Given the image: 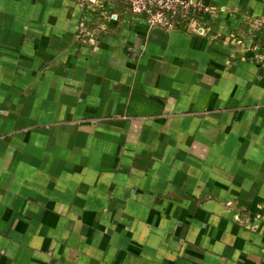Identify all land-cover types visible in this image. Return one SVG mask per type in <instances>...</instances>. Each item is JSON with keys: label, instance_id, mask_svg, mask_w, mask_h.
Wrapping results in <instances>:
<instances>
[{"label": "crops", "instance_id": "1", "mask_svg": "<svg viewBox=\"0 0 264 264\" xmlns=\"http://www.w3.org/2000/svg\"><path fill=\"white\" fill-rule=\"evenodd\" d=\"M200 1L0 0V264H264V0Z\"/></svg>", "mask_w": 264, "mask_h": 264}, {"label": "built area", "instance_id": "2", "mask_svg": "<svg viewBox=\"0 0 264 264\" xmlns=\"http://www.w3.org/2000/svg\"><path fill=\"white\" fill-rule=\"evenodd\" d=\"M130 11L143 14L150 26L164 30L180 29L201 35L205 30V17L214 12L200 0H125ZM259 25V23H256ZM93 42V40L91 39ZM255 219L260 216L255 214ZM254 219V220H255ZM245 226L254 227V221L247 217Z\"/></svg>", "mask_w": 264, "mask_h": 264}, {"label": "trees", "instance_id": "3", "mask_svg": "<svg viewBox=\"0 0 264 264\" xmlns=\"http://www.w3.org/2000/svg\"><path fill=\"white\" fill-rule=\"evenodd\" d=\"M107 2H110L112 4H114V6L116 7V9L119 11V8H123L127 11H130L127 3L125 0H106ZM131 12V11H130Z\"/></svg>", "mask_w": 264, "mask_h": 264}]
</instances>
